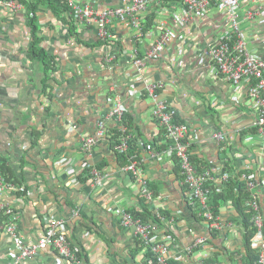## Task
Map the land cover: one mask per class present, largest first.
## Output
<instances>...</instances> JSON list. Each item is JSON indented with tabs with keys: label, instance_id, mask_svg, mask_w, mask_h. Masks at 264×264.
I'll list each match as a JSON object with an SVG mask.
<instances>
[{
	"label": "crops",
	"instance_id": "crops-1",
	"mask_svg": "<svg viewBox=\"0 0 264 264\" xmlns=\"http://www.w3.org/2000/svg\"><path fill=\"white\" fill-rule=\"evenodd\" d=\"M87 1L98 8L121 2ZM180 2L164 0L149 16L144 34L127 22H117L108 44L95 38L94 26H76L77 39L67 23L41 6L37 33L41 46L54 57L55 67L49 72L46 88L43 65L28 54L29 8L19 2L22 7L12 11L0 0V165L18 187L9 200L19 212L17 229L26 242L39 240L51 219L63 218L65 233L81 264H145L132 228L122 227L117 214L121 208L141 211L142 204L135 178L122 171L123 156L114 149L116 121H108L109 137L89 152L81 146V139L96 133L98 119L113 106L112 85L121 97L130 145L143 159L155 204L174 218L167 226L178 242L174 253L200 235L210 237V230L189 206L176 159L162 152L165 136L151 114L153 102L143 92L144 83L164 81L162 96L189 127L192 160L198 167L208 168L214 182L222 174L226 156L238 168L249 165L264 182V136L253 126L258 108L243 87L218 74L205 54L226 21L211 9L204 19L184 26L174 24L171 17L183 12ZM162 21L190 41L191 48L177 57L171 48L181 42L172 40L162 59H147L144 76H134L133 58L147 50ZM250 28L255 35L248 38L249 47L264 56V24ZM107 53L115 55L111 68L104 61ZM217 133L225 136L224 151L214 137ZM147 144L158 153L155 157L145 150ZM88 166L105 174L99 188L91 186ZM259 190L264 204V186ZM218 212L226 226L213 232L215 236L211 235L202 254L206 258L217 254L216 264H238L232 251L243 250L244 230L239 223H230L238 218L232 202L220 204ZM15 251L11 240L0 236V264L14 260ZM20 264L76 263L61 260L54 250L45 248Z\"/></svg>",
	"mask_w": 264,
	"mask_h": 264
},
{
	"label": "built area",
	"instance_id": "built-area-1",
	"mask_svg": "<svg viewBox=\"0 0 264 264\" xmlns=\"http://www.w3.org/2000/svg\"><path fill=\"white\" fill-rule=\"evenodd\" d=\"M56 1L67 7L66 14L71 17L76 26H94L95 38L101 44H108L113 39V27L117 22H127L132 28L143 34L141 26L148 21L152 11L157 10L164 3V0H121L115 6L98 8L87 0ZM180 1L183 12L177 17H171L174 24L184 26L196 19H204L211 9H215L225 19L226 26L224 29L218 27L216 41L205 54L211 57L219 75L232 84L245 89L247 97L257 106L259 112L253 126L261 136H264V56L255 48L249 47L248 44V38L255 35V31L253 33L250 27L264 24V0ZM5 5L12 11H17L22 7L15 0H5ZM158 31L153 36L147 50L143 54H136L133 58L134 76L143 77L146 60L162 59L166 50L170 48L172 40L181 42L171 48L177 57L184 56L191 48L192 43L178 32L166 28L164 21L159 24ZM114 60V54L104 55V61L108 64V68L112 67ZM164 87L165 83L162 80L147 82L144 83L143 92L153 102L151 114L165 136L166 148L162 152L168 157L176 159L180 175L179 181L186 188L189 206L207 223L211 237L214 231H220L226 226L219 213L214 212L212 206V197L208 188L211 172L208 168L202 169L193 163L189 127L187 123L179 119L177 110L169 105L162 96ZM110 91L114 93L113 106L98 119L96 133L81 139V146L84 152H89L98 141L109 137L106 125L108 121H116L117 133L114 149L122 155H128L131 136L127 131L128 126L124 122V107L121 97L115 92L114 85L110 87ZM214 137L220 150L224 151L225 136L223 133H217ZM145 150L151 157L158 154L152 144H147ZM129 155L128 162L121 169L135 178L142 207L150 212L151 218L144 220L123 208L117 209V214L122 227L132 228L134 236L138 240V246L141 250L143 249V254H145V264H172L173 260L187 261L188 264H216L206 262V257L202 254L203 247L210 241V237L207 235L198 236L188 246L174 253L178 242L167 227L174 218L163 207L155 204V192L144 173L143 159L136 152ZM248 166H243L246 171L241 174L240 179L249 192L247 206L251 223L255 229L250 238V246L256 252L255 264H264V207L259 190L264 186V182L259 180L248 169L250 168ZM88 167L91 186L99 188L103 184L105 174L96 167ZM229 177L228 172L222 171L217 181L220 184L218 190ZM17 190L16 184L7 180V177L0 171V236H7L16 250L14 260L9 264H20L22 261L31 260L45 248L54 250L61 260L67 259L81 264L82 259L78 257L77 249L72 247L71 240L65 233L66 221L63 218L51 219L39 240L28 243L23 239L17 229L19 212L9 200ZM237 220L239 221V217ZM237 220L230 221V223L238 224ZM240 226L242 227L241 224ZM211 247L210 244L207 251ZM238 250L234 249L232 252L237 256L238 264H245L244 251ZM215 255V253L211 254L210 258H214Z\"/></svg>",
	"mask_w": 264,
	"mask_h": 264
},
{
	"label": "trees",
	"instance_id": "trees-1",
	"mask_svg": "<svg viewBox=\"0 0 264 264\" xmlns=\"http://www.w3.org/2000/svg\"><path fill=\"white\" fill-rule=\"evenodd\" d=\"M21 4L26 5L30 10V27H31V45L29 48V55L32 59H35L39 61L43 65V69L45 72V78L43 80V86L48 88L49 83L48 80L50 79L49 72L54 71V57L48 55V53L45 51V49L41 46V38L39 37L37 30L38 26L36 24L37 22V11L41 6L47 7L50 12L57 17L59 20H61L63 23H67L70 28L71 34L79 39V35L76 31V25L74 21L71 19V17L67 16V7L63 6V4L58 3L56 0H18ZM148 22V21H147ZM144 23L143 26H141V31L143 34L147 31V28L149 27V23ZM127 122V120H124ZM129 122L126 123V125L129 127ZM133 153V148L130 145V151L128 155H122L123 156V165H125L128 162L129 154ZM227 155V154H226ZM227 161L224 163L223 171L228 172L230 177L229 179L224 183V185L221 187L220 190L218 188L220 187V184L216 181L214 182L213 179L210 181L213 185L208 186L210 190V196L212 197V206L215 213H219V206L222 203L226 202H232V205L235 208V211L237 212V216L239 217V221L237 218H234L233 221H236L240 223L244 229V258H245V264H255L256 262V252L252 250L250 246V238L254 234V227L250 220V213L249 208L247 206V201L249 199V192L245 189L244 182L240 179V176L243 172L246 171L245 167H237L234 165V163L226 156ZM193 161V160H192ZM194 163V162H193ZM0 171L4 174L3 170L1 169L0 165ZM7 177V176H6ZM7 180L15 182L7 177ZM264 207V204H262ZM133 214L135 216H140L141 218L149 219L151 218L150 212L145 208L141 207L140 211H133ZM214 237L215 234H212ZM217 254L214 258H206V262L208 263H215L217 259ZM234 258V257H233ZM235 260V258H234ZM172 264H188L186 262H179L173 260L171 262Z\"/></svg>",
	"mask_w": 264,
	"mask_h": 264
}]
</instances>
